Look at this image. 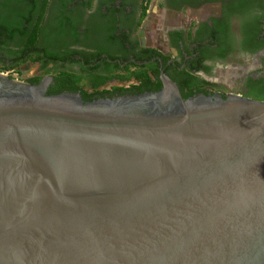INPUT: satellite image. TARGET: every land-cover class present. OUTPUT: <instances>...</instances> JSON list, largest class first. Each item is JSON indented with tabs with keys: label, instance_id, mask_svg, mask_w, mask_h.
<instances>
[{
	"label": "water",
	"instance_id": "95a60500",
	"mask_svg": "<svg viewBox=\"0 0 264 264\" xmlns=\"http://www.w3.org/2000/svg\"><path fill=\"white\" fill-rule=\"evenodd\" d=\"M84 100L0 71V264H264V100Z\"/></svg>",
	"mask_w": 264,
	"mask_h": 264
},
{
	"label": "flooded vegetation",
	"instance_id": "af4514ba",
	"mask_svg": "<svg viewBox=\"0 0 264 264\" xmlns=\"http://www.w3.org/2000/svg\"><path fill=\"white\" fill-rule=\"evenodd\" d=\"M2 20L37 37L0 43V67L23 59L9 49H39L43 61L32 63L39 81L50 77L47 92L67 70L82 97L158 90L162 73L186 97L264 96V0H0ZM48 53L58 60L46 63Z\"/></svg>",
	"mask_w": 264,
	"mask_h": 264
},
{
	"label": "trees",
	"instance_id": "16d2710c",
	"mask_svg": "<svg viewBox=\"0 0 264 264\" xmlns=\"http://www.w3.org/2000/svg\"><path fill=\"white\" fill-rule=\"evenodd\" d=\"M24 21L18 23L17 20H15V24L13 25L12 23H9L8 21H4L2 20L0 22V43L5 44V46L8 44L7 43H11L14 45H23L25 44L30 45L33 44L35 42V39L37 37V32L35 29H33L32 32H30L29 28L26 27L23 24ZM19 24V25H18ZM30 48V47H29ZM10 53H17V57L18 58H23L20 61H17L16 63H14L13 65H4L2 67H0V71H5V70H12L15 66L19 65L21 62L30 59L31 62H37V61H43L42 59V55L40 54L39 49H35L34 47H31L30 49L26 50V49H19V50H11L9 49ZM46 63L49 61H55L58 60L56 59V56L53 54L48 53L46 55ZM43 67V66H42ZM135 75V77L137 78H142L143 75L139 74V73H133ZM130 77V75H118V78L121 80H124L126 78ZM40 77L39 76H32L27 78L26 80L32 82V83H37L39 82ZM57 84L52 85L48 91V93H59L65 90H70V91H75L79 85V80L80 77H77L75 75H73L72 71H67V70H61V72L58 74L57 76ZM150 77L147 75L146 76V80L149 81ZM102 81L100 83H97L94 86H98L99 84H101ZM88 90V89H87ZM84 100H93L96 99L91 95V93H89L88 91L84 92ZM255 98H259V99H264L263 95H254ZM186 97V96H183Z\"/></svg>",
	"mask_w": 264,
	"mask_h": 264
},
{
	"label": "rangeland",
	"instance_id": "374dc122",
	"mask_svg": "<svg viewBox=\"0 0 264 264\" xmlns=\"http://www.w3.org/2000/svg\"><path fill=\"white\" fill-rule=\"evenodd\" d=\"M37 64L32 63L31 61H25L15 66L12 69V72L18 74L19 79H27L29 77L37 75ZM11 77H14L13 75Z\"/></svg>",
	"mask_w": 264,
	"mask_h": 264
},
{
	"label": "built area",
	"instance_id": "2783aa9c",
	"mask_svg": "<svg viewBox=\"0 0 264 264\" xmlns=\"http://www.w3.org/2000/svg\"><path fill=\"white\" fill-rule=\"evenodd\" d=\"M3 73L9 74L10 76H14L15 78H18V74L16 72H12V70H5L2 71Z\"/></svg>",
	"mask_w": 264,
	"mask_h": 264
}]
</instances>
